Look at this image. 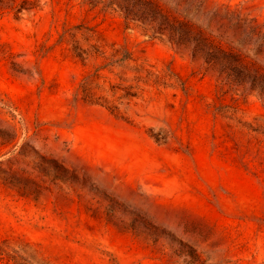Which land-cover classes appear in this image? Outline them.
I'll return each mask as SVG.
<instances>
[{
    "label": "rangeland",
    "instance_id": "rangeland-1",
    "mask_svg": "<svg viewBox=\"0 0 264 264\" xmlns=\"http://www.w3.org/2000/svg\"><path fill=\"white\" fill-rule=\"evenodd\" d=\"M0 264H264V0H0Z\"/></svg>",
    "mask_w": 264,
    "mask_h": 264
}]
</instances>
